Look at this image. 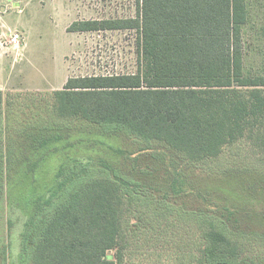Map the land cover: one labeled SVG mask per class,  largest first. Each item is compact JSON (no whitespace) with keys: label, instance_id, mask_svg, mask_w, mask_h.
Masks as SVG:
<instances>
[{"label":"trees","instance_id":"1","mask_svg":"<svg viewBox=\"0 0 264 264\" xmlns=\"http://www.w3.org/2000/svg\"><path fill=\"white\" fill-rule=\"evenodd\" d=\"M246 16L245 0H136L134 17L73 24L134 31L135 73L69 77L31 95L28 118L0 95V264H124L139 231L168 242L190 217L196 264H264L244 249L264 245V208L243 183L173 169L242 140L264 152V73L244 70ZM91 127L124 139L123 163L73 151L43 171Z\"/></svg>","mask_w":264,"mask_h":264},{"label":"rangeland","instance_id":"2","mask_svg":"<svg viewBox=\"0 0 264 264\" xmlns=\"http://www.w3.org/2000/svg\"><path fill=\"white\" fill-rule=\"evenodd\" d=\"M245 4L247 22L242 28L244 70L245 73H264V0H245ZM135 15L136 0H0L2 108L9 100V115L28 118L34 108L30 104L31 95L46 96L51 91L61 90L69 77L135 73L134 31L83 32L75 31L79 24L73 25L87 20ZM14 33L20 35L17 47L11 42ZM88 131L85 129L78 136L80 138L85 133L87 140L76 141L69 153L61 151L55 155L43 171L52 175L63 162V154L66 157L73 151L91 154L94 161L103 158L119 164L124 162L122 156L115 153V149L124 144L123 138L104 135L93 127ZM74 135L77 137L76 132ZM173 166L174 171L181 169L188 179H196V182L204 177L221 180L224 176L240 180L244 186L241 195L264 208V152L244 140L226 148L221 156L207 163L192 166L178 162ZM129 219L127 214L124 226ZM190 219L184 225H176L174 238L168 242L146 238L149 236L139 231L138 235L135 234L138 239L130 241L132 247H128L124 264H196L193 256L201 246L194 243L197 220ZM15 221L20 224V217ZM4 235L6 238V231ZM244 249L250 256L264 262V245L258 244L257 237Z\"/></svg>","mask_w":264,"mask_h":264},{"label":"built area","instance_id":"3","mask_svg":"<svg viewBox=\"0 0 264 264\" xmlns=\"http://www.w3.org/2000/svg\"><path fill=\"white\" fill-rule=\"evenodd\" d=\"M19 38H20V35L17 34V33H14L11 37V42L13 43V46L14 47H17L19 45Z\"/></svg>","mask_w":264,"mask_h":264}]
</instances>
